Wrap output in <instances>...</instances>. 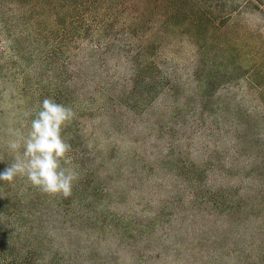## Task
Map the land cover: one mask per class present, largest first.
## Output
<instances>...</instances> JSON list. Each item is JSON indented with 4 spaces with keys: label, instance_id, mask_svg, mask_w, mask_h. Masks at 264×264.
Wrapping results in <instances>:
<instances>
[{
    "label": "rangeland",
    "instance_id": "374dc122",
    "mask_svg": "<svg viewBox=\"0 0 264 264\" xmlns=\"http://www.w3.org/2000/svg\"><path fill=\"white\" fill-rule=\"evenodd\" d=\"M89 1L105 31L63 74L0 46V173L50 97L78 175L67 197L0 181L5 239L42 264H264V0Z\"/></svg>",
    "mask_w": 264,
    "mask_h": 264
},
{
    "label": "trees",
    "instance_id": "16d2710c",
    "mask_svg": "<svg viewBox=\"0 0 264 264\" xmlns=\"http://www.w3.org/2000/svg\"><path fill=\"white\" fill-rule=\"evenodd\" d=\"M93 3L89 0H0V37H4L7 43L6 47H2L3 40L0 38L3 55L7 58L5 66L17 65L25 75L23 63L30 62V59L31 62L45 64L46 59L55 57L58 63L79 37L80 29L91 38L100 40L101 33L105 31L104 20L80 12L81 8ZM50 18L54 20V27L45 33L44 28ZM50 42L54 45L46 54L41 48ZM62 63L59 61L57 66L63 74ZM0 69L3 67L0 66ZM0 232V264H42L31 252L21 255L20 249L15 251L19 247L17 243L21 245L23 242L22 248L28 244L26 239L7 240V232L2 229Z\"/></svg>",
    "mask_w": 264,
    "mask_h": 264
},
{
    "label": "clouds",
    "instance_id": "9594fccd",
    "mask_svg": "<svg viewBox=\"0 0 264 264\" xmlns=\"http://www.w3.org/2000/svg\"><path fill=\"white\" fill-rule=\"evenodd\" d=\"M23 115L25 118L33 116L31 112ZM74 118L71 107L46 97L31 119L27 133L14 130L16 139L8 143L15 154L14 160L0 173V181L12 183L18 176L26 177L32 186L44 193L70 196L78 175L62 164L70 159L68 153L71 151V144L62 132Z\"/></svg>",
    "mask_w": 264,
    "mask_h": 264
}]
</instances>
